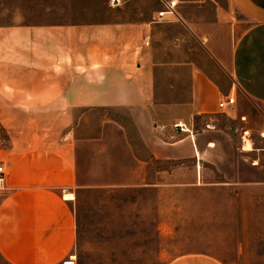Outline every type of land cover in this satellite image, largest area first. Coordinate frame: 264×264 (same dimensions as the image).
<instances>
[{
  "label": "crops",
  "instance_id": "obj_1",
  "mask_svg": "<svg viewBox=\"0 0 264 264\" xmlns=\"http://www.w3.org/2000/svg\"><path fill=\"white\" fill-rule=\"evenodd\" d=\"M106 5L110 11L95 22L0 26V126L5 134L0 137L4 169L0 256L7 264H62L72 255L77 236L73 203L77 189L84 187L78 181L85 176L81 147L102 141L104 135L93 136L90 127L87 131V125L80 124L78 114L107 107L126 109L133 126L143 133L130 140L128 127L112 121L131 153L125 162L132 170L119 185L146 179L142 173L147 169L171 179L178 170L172 166L174 160L180 161L181 170L190 161L196 185L203 178L207 152L218 143L203 145L193 129L181 131L174 124L183 122L192 128L196 117L220 109L225 96L219 99L221 88L214 79L228 69L244 95L264 105V0H106ZM237 12L249 22L239 34L242 20ZM163 25L180 30L172 39L175 50L193 38L210 67L205 68L204 61L176 63L190 67V101L181 105L180 112L171 105L164 116H157L155 110L162 107H157L150 86L160 62L151 43ZM222 28L228 45L221 49L215 37L222 35ZM214 120L210 117L207 124H215ZM239 123L244 128L239 136L242 151L262 150L254 146L252 129ZM101 128L104 131L105 124ZM260 135L264 139V128ZM247 141L250 150L245 149ZM180 145L190 150L188 156L177 153ZM156 160L164 166L152 171L150 165ZM114 164L117 169L125 165ZM167 264L225 263L196 252Z\"/></svg>",
  "mask_w": 264,
  "mask_h": 264
},
{
  "label": "rangeland",
  "instance_id": "obj_2",
  "mask_svg": "<svg viewBox=\"0 0 264 264\" xmlns=\"http://www.w3.org/2000/svg\"><path fill=\"white\" fill-rule=\"evenodd\" d=\"M108 11L106 0H0V26L13 22H95ZM236 14L242 20L239 34L249 22ZM225 30H219L222 35L215 37L221 49L228 45ZM179 32L175 25H163L151 43L160 62L157 79H151L150 86L157 107H162L155 110L157 116H164L171 105L180 112L181 105L190 101V67L176 63L204 61L203 66L210 67L193 38L175 50L172 39ZM165 61L174 64L166 66ZM216 77L222 93L219 99L233 95L236 102L227 111L218 108L214 115L195 119L192 129L199 141L203 145L218 143L216 149L207 152L204 175L196 185L190 161L181 170L177 160L172 166L178 170L171 179L147 169L142 173L146 179L119 185L132 170V165L125 162L131 153L112 121L128 127L130 140L136 141L143 133L133 126L126 109L107 107L94 109L86 116L78 114L80 124L87 125V131L90 127L93 136L104 135L102 141L82 146L80 151V168L85 176L78 181L84 187L77 189L73 203L77 236L71 253L77 264H167L196 252L209 253L225 264H264V139L260 135L264 105L244 95L229 69ZM210 117L216 119L215 124H207ZM239 120L252 129L254 146L262 150L242 151L239 136L244 128ZM0 137H5L1 126ZM246 144L251 145L250 141ZM177 153L188 156L190 150L180 145ZM254 160L258 162L254 164ZM119 161L125 165L118 170L114 163ZM163 166L156 160L150 168L153 171ZM0 264H7L1 256Z\"/></svg>",
  "mask_w": 264,
  "mask_h": 264
},
{
  "label": "built area",
  "instance_id": "obj_3",
  "mask_svg": "<svg viewBox=\"0 0 264 264\" xmlns=\"http://www.w3.org/2000/svg\"><path fill=\"white\" fill-rule=\"evenodd\" d=\"M146 44H149V41L146 42ZM236 102V99L233 95L225 96L219 103V107L221 110H225L228 106L234 105ZM175 128L180 129L181 131H191L192 128H190L186 123L183 122H177L174 124ZM4 182V169L3 166L0 165V183ZM62 264H77V258L75 255H70L68 259H65Z\"/></svg>",
  "mask_w": 264,
  "mask_h": 264
},
{
  "label": "bare ground",
  "instance_id": "obj_4",
  "mask_svg": "<svg viewBox=\"0 0 264 264\" xmlns=\"http://www.w3.org/2000/svg\"><path fill=\"white\" fill-rule=\"evenodd\" d=\"M245 146H246V150L248 149V150H250V149H252V147H251V145L250 144H245Z\"/></svg>",
  "mask_w": 264,
  "mask_h": 264
}]
</instances>
